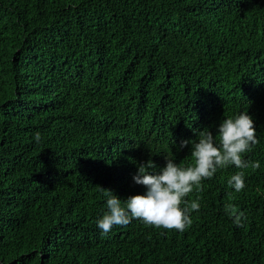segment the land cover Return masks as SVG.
Returning <instances> with one entry per match:
<instances>
[{
  "label": "trees",
  "instance_id": "trees-1",
  "mask_svg": "<svg viewBox=\"0 0 264 264\" xmlns=\"http://www.w3.org/2000/svg\"><path fill=\"white\" fill-rule=\"evenodd\" d=\"M245 111L260 168L202 181L185 231L97 227L100 188ZM0 264H264V0H0Z\"/></svg>",
  "mask_w": 264,
  "mask_h": 264
},
{
  "label": "clouds",
  "instance_id": "clouds-1",
  "mask_svg": "<svg viewBox=\"0 0 264 264\" xmlns=\"http://www.w3.org/2000/svg\"><path fill=\"white\" fill-rule=\"evenodd\" d=\"M40 138V133H35L37 142ZM258 143L254 121L247 111L234 118L223 119L215 136L208 129L199 131L197 140H184L179 146L182 150L191 144L192 162L189 165L177 164L166 158L163 169L151 172L150 169L156 168L151 159L139 164L133 180L135 184L146 187L144 195L131 196L122 201L112 191L97 186L106 197L108 209L97 221V227L106 235L114 226H127L135 219L156 229L185 231L193 223L192 213L200 209L198 199L190 201L187 197L194 190H202V181L213 178L218 169L231 165L238 169H259L258 161L249 164L243 159V154L250 152ZM228 186L236 192L244 190V172L231 175ZM225 211L235 217L237 227H243L240 218L243 213L237 216L231 204L225 206Z\"/></svg>",
  "mask_w": 264,
  "mask_h": 264
}]
</instances>
